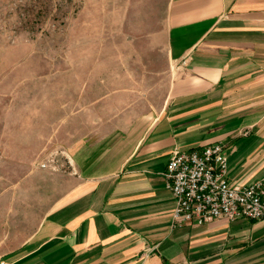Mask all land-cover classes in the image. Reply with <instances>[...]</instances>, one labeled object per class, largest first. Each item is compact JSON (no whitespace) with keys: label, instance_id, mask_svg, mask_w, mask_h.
<instances>
[{"label":"crops","instance_id":"crops-1","mask_svg":"<svg viewBox=\"0 0 264 264\" xmlns=\"http://www.w3.org/2000/svg\"><path fill=\"white\" fill-rule=\"evenodd\" d=\"M134 7L133 24L149 27L141 35L163 43L174 65L163 108L70 145L69 167L51 171L48 210L32 211V225L3 246L0 229L7 250L0 257L9 264H264V220L173 226L165 175L175 148L223 143L233 183L264 180V0Z\"/></svg>","mask_w":264,"mask_h":264},{"label":"rangeland","instance_id":"rangeland-1","mask_svg":"<svg viewBox=\"0 0 264 264\" xmlns=\"http://www.w3.org/2000/svg\"><path fill=\"white\" fill-rule=\"evenodd\" d=\"M138 1L0 0L1 246L48 210L70 145L163 108L174 65L133 24Z\"/></svg>","mask_w":264,"mask_h":264},{"label":"built area","instance_id":"built-area-1","mask_svg":"<svg viewBox=\"0 0 264 264\" xmlns=\"http://www.w3.org/2000/svg\"><path fill=\"white\" fill-rule=\"evenodd\" d=\"M223 143L202 149L175 148L165 175L175 199L173 226L204 224L218 218L264 220V180L235 184L229 177ZM0 264H9L0 257Z\"/></svg>","mask_w":264,"mask_h":264}]
</instances>
